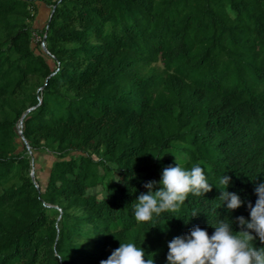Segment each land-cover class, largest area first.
Wrapping results in <instances>:
<instances>
[{
    "label": "trees",
    "instance_id": "obj_1",
    "mask_svg": "<svg viewBox=\"0 0 264 264\" xmlns=\"http://www.w3.org/2000/svg\"><path fill=\"white\" fill-rule=\"evenodd\" d=\"M0 264H264V0H0Z\"/></svg>",
    "mask_w": 264,
    "mask_h": 264
},
{
    "label": "rangeland",
    "instance_id": "obj_2",
    "mask_svg": "<svg viewBox=\"0 0 264 264\" xmlns=\"http://www.w3.org/2000/svg\"><path fill=\"white\" fill-rule=\"evenodd\" d=\"M37 12L35 13V26L41 29L50 14L51 8L46 6L42 1L36 2ZM38 41V38L34 37V42ZM35 162L33 164L34 171L38 177L40 183L44 185L46 178L48 176L49 167L51 166L54 158L51 154H44L42 156L33 155Z\"/></svg>",
    "mask_w": 264,
    "mask_h": 264
},
{
    "label": "water",
    "instance_id": "obj_3",
    "mask_svg": "<svg viewBox=\"0 0 264 264\" xmlns=\"http://www.w3.org/2000/svg\"><path fill=\"white\" fill-rule=\"evenodd\" d=\"M41 48H42V50H43L44 52H46V49H45V47H44L43 44L41 45ZM31 177H32V173H31Z\"/></svg>",
    "mask_w": 264,
    "mask_h": 264
},
{
    "label": "built area",
    "instance_id": "obj_4",
    "mask_svg": "<svg viewBox=\"0 0 264 264\" xmlns=\"http://www.w3.org/2000/svg\"><path fill=\"white\" fill-rule=\"evenodd\" d=\"M18 134H20V130H19V128H18Z\"/></svg>",
    "mask_w": 264,
    "mask_h": 264
}]
</instances>
